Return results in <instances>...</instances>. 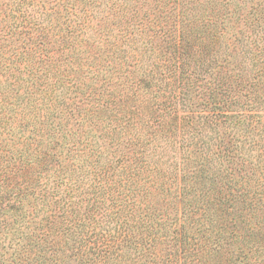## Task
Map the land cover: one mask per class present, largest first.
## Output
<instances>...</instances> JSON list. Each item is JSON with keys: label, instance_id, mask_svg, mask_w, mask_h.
Returning <instances> with one entry per match:
<instances>
[{"label": "trees", "instance_id": "16d2710c", "mask_svg": "<svg viewBox=\"0 0 264 264\" xmlns=\"http://www.w3.org/2000/svg\"><path fill=\"white\" fill-rule=\"evenodd\" d=\"M0 264H264V0H0Z\"/></svg>", "mask_w": 264, "mask_h": 264}]
</instances>
